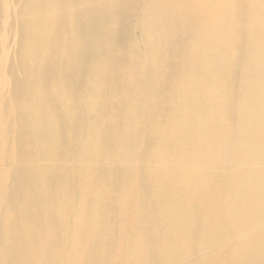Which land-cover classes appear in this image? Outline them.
<instances>
[{
    "label": "bare ground",
    "instance_id": "obj_1",
    "mask_svg": "<svg viewBox=\"0 0 264 264\" xmlns=\"http://www.w3.org/2000/svg\"><path fill=\"white\" fill-rule=\"evenodd\" d=\"M0 264H264V0H0Z\"/></svg>",
    "mask_w": 264,
    "mask_h": 264
}]
</instances>
